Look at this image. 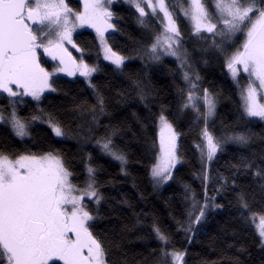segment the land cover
<instances>
[{
  "label": "snow or ice",
  "instance_id": "1",
  "mask_svg": "<svg viewBox=\"0 0 264 264\" xmlns=\"http://www.w3.org/2000/svg\"><path fill=\"white\" fill-rule=\"evenodd\" d=\"M116 2L82 0L80 8H73L68 0H0V97L8 101L7 107L0 106V126L10 129L22 142H31L34 128L45 124L59 138L58 142L76 140L83 152L85 177L78 183L79 174L71 169L61 150L53 146L11 153L0 149V264H117L112 252L114 245L96 231L102 219V206L108 201L102 191L104 182L99 178L104 166L97 163V156L84 150L94 140L99 155L109 157V162H119L126 177L128 157L115 143L117 130L102 125L99 119L106 114L109 104L101 87L93 82V74L100 69L89 64L85 57L90 58L91 53L74 40L78 28L95 29L104 59L116 71L123 72L129 58L115 51L105 35L109 29L118 31L112 23L116 16L112 6ZM124 3L134 9L137 23L152 37L150 43L142 46L139 58L153 64L164 57L174 58L184 84L177 87L174 107L162 104L158 113L150 116L152 125L158 129V139L149 146L153 153L149 176L154 188L177 180V165L186 162L181 144L186 133L178 129L181 119L190 114L189 131L199 129V142H193V150L200 163L198 178L202 182L203 202L190 185L183 186L184 199L190 201L191 208L186 212V222L175 220L177 231H183L191 243L193 226L210 209L221 207L216 204L215 195H208L209 183L218 195L231 187L240 219L246 226H254L259 247L264 249V201L258 211L254 210L249 193L238 189L235 175L251 173L264 182V155L257 156L251 151L248 155L241 154L237 164L228 165L232 176L212 168L217 155L224 153L229 143L250 150L257 134L247 122L253 118L264 121V0H124ZM153 21L159 31L152 27ZM181 21L189 26L191 39L202 47L189 51ZM239 35L244 40L237 46ZM69 48L78 55L74 56ZM193 53H198L199 62L204 64L208 63L204 56L217 57L237 84L240 74H247L249 82L239 93V121L244 122V130L225 127L217 135L214 118L218 93L202 86L204 81ZM42 57L54 62L51 71L44 66L47 61L42 62ZM59 73L83 77L95 98L94 105L84 102L72 110L81 121L74 128L42 108L28 116L19 111L24 97H31L39 105L47 98L45 93H55ZM127 83L142 101L149 95L142 80L129 78ZM124 92L118 91L116 95L124 98ZM85 116L90 119H84ZM102 127L104 135L97 136ZM260 142L264 144V138ZM261 192L264 193V184ZM120 203L132 208L127 199ZM140 215L148 218L146 214ZM137 223H141L140 216ZM148 227L159 245L152 250L153 264H187V250L175 247L171 232L155 218Z\"/></svg>",
  "mask_w": 264,
  "mask_h": 264
},
{
  "label": "trees",
  "instance_id": "2",
  "mask_svg": "<svg viewBox=\"0 0 264 264\" xmlns=\"http://www.w3.org/2000/svg\"><path fill=\"white\" fill-rule=\"evenodd\" d=\"M73 8H80L82 0H68ZM174 2V0H171ZM116 14L113 18L116 29L107 33L108 42L113 49L121 55L128 57L125 61L123 72L115 70L110 61L103 57L98 47L96 33L84 28L74 34V40L81 48H86L91 56L85 57L89 64L98 66L100 69L93 74V82L101 87L104 95L109 101L106 114L99 117L102 125L114 127L117 130L115 143L123 149L128 157L126 177L119 167V162L110 161L109 157L99 155V149L94 147L93 140L84 151L91 152L97 156V163L104 166V172L100 180L104 182L102 191L108 197L106 204L102 206L101 217L96 231L111 242L114 259L117 264H153L152 250L159 247L155 239L150 235L148 225L152 219L162 228L173 234L175 247L186 249L188 256L187 264H234L236 260L240 264H264V249L259 247L257 233L254 226H246L240 219L237 210V202L233 189L229 187L223 194H216L209 183L208 195L216 196V204L221 207L210 209L199 224L192 228L188 242L183 231H177L175 220L186 222V212L190 210L191 203L184 199V185L188 184L196 192L197 199L203 202L202 182L198 178L200 163L197 154L193 150V142L198 141L199 129L189 131L188 123L191 115L181 119L178 129L186 133L181 140L185 153L186 162L177 165V180L169 181L167 184L154 188L149 176V166L153 162V153L149 146L153 140L158 139V129L151 123V114L158 113L160 105L174 107L177 96V87H184L177 73L174 58L164 57L160 63H150L139 58L141 48L144 44L151 42V35L137 23V14L124 0H117L112 6ZM118 17V18H117ZM152 27L159 31L155 21ZM181 28L188 40L186 45L190 52L193 48L199 49L201 44L191 39L189 26L181 21ZM114 35L110 33L114 32ZM244 40L239 35L237 46ZM72 54L78 55L75 50L69 48ZM198 62L196 67L204 81L203 87L215 90L218 93L217 115L215 119L216 133L219 135L225 127L236 130H244V122L239 121V88L235 85L221 61L212 55H206L203 59L207 64L199 62L201 57L193 53ZM44 66L52 69L55 65L48 57H42ZM55 93H45L46 99H42L39 105L31 97H24V103L19 105L20 114L28 116L37 108L52 113L58 119L64 121L69 127L74 128L80 123L78 117L73 114L77 104L86 102L88 105L95 104V98L86 86L83 77H69L57 74ZM140 79L146 86L149 95L141 100L135 90L129 87L127 81ZM241 81L247 82L244 75ZM125 88L128 91L124 92ZM124 92V98L116 93ZM147 105V106H146ZM0 106L7 107L8 101L0 97ZM84 119H90L85 116ZM147 125V128L144 126ZM247 126L257 134L255 145L250 150H245L238 145L229 143L222 154H218L212 168L218 169L225 176H232L233 172L228 165L237 164L241 154L248 155L249 151L255 152L257 156L264 155V144L260 138H264V121L253 118L247 122ZM97 136L104 135V128L96 132ZM48 126L38 125L32 132V140L20 141L14 137L10 129L0 126V149L9 153L23 151L25 148L37 151L53 146L60 149L65 155L71 169L79 174L78 183L84 180L82 167V156L80 145L76 140L58 142ZM236 185L249 193L253 201L254 210H259L261 201H264V193L261 192V184L264 182L254 178L251 173H236ZM219 187V185H216ZM127 199L132 205L121 204L120 201ZM146 214L144 219L140 214ZM198 214V213H197ZM140 216L141 223H137ZM241 249H244L242 252ZM57 264H61L57 262Z\"/></svg>",
  "mask_w": 264,
  "mask_h": 264
},
{
  "label": "rangeland",
  "instance_id": "3",
  "mask_svg": "<svg viewBox=\"0 0 264 264\" xmlns=\"http://www.w3.org/2000/svg\"><path fill=\"white\" fill-rule=\"evenodd\" d=\"M112 23H114L113 20H112ZM84 28H89V29H91V30H93V31L95 32V29H93V28H91V27H89V26H84V27H82V28H78V29L76 30V32L79 31V30H81V29H84ZM111 30H112V29H109V31H111ZM76 32H75V33H76ZM75 33H74V34H75ZM105 35L107 36V33H106ZM242 43H243V42H242ZM54 67H55V65L52 67V69H53ZM52 69H51V70H52ZM49 70H50V69H49ZM51 70H50V71H51ZM59 74L66 75V74H64V73H59ZM241 75L246 76V78H247V82H244V83H243V82L241 81V79H240ZM237 79H238V82H239L238 84H237L236 81H234L233 79H232V80H233V82L235 83V85L239 88V91H240V89L243 88V87H245V86L247 85V83L249 82V81H248L247 74L242 72V73L240 74V76H239Z\"/></svg>",
  "mask_w": 264,
  "mask_h": 264
},
{
  "label": "flooded vegetation",
  "instance_id": "4",
  "mask_svg": "<svg viewBox=\"0 0 264 264\" xmlns=\"http://www.w3.org/2000/svg\"><path fill=\"white\" fill-rule=\"evenodd\" d=\"M62 264V262H60Z\"/></svg>",
  "mask_w": 264,
  "mask_h": 264
}]
</instances>
